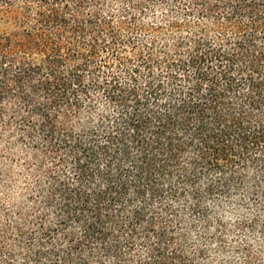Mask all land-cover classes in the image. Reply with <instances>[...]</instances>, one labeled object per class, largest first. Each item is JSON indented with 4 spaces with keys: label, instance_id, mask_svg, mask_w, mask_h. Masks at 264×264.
Here are the masks:
<instances>
[{
    "label": "trees",
    "instance_id": "trees-1",
    "mask_svg": "<svg viewBox=\"0 0 264 264\" xmlns=\"http://www.w3.org/2000/svg\"><path fill=\"white\" fill-rule=\"evenodd\" d=\"M0 188V264H192L264 196V0H0Z\"/></svg>",
    "mask_w": 264,
    "mask_h": 264
},
{
    "label": "rangeland",
    "instance_id": "rangeland-1",
    "mask_svg": "<svg viewBox=\"0 0 264 264\" xmlns=\"http://www.w3.org/2000/svg\"><path fill=\"white\" fill-rule=\"evenodd\" d=\"M252 202L234 196L214 209L207 231L188 227L184 245L192 264H264V196Z\"/></svg>",
    "mask_w": 264,
    "mask_h": 264
}]
</instances>
